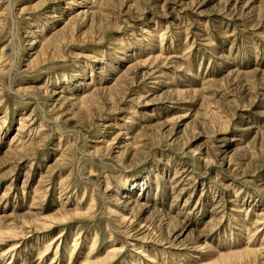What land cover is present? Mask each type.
Listing matches in <instances>:
<instances>
[{
	"label": "rangeland",
	"instance_id": "rangeland-1",
	"mask_svg": "<svg viewBox=\"0 0 264 264\" xmlns=\"http://www.w3.org/2000/svg\"><path fill=\"white\" fill-rule=\"evenodd\" d=\"M85 263L264 264V0H0V264Z\"/></svg>",
	"mask_w": 264,
	"mask_h": 264
},
{
	"label": "bare ground",
	"instance_id": "bare-ground-1",
	"mask_svg": "<svg viewBox=\"0 0 264 264\" xmlns=\"http://www.w3.org/2000/svg\"><path fill=\"white\" fill-rule=\"evenodd\" d=\"M91 85H92V84H91ZM91 85H90V86H91ZM58 93H59V92H55L54 94L57 95ZM83 108H84V107H83ZM216 147H217V146H216ZM218 147H219V149H220V146H218ZM227 150H228V149H225V150H223V151L219 150L218 152H219V153H223V154L226 155V154L229 152V151L227 152ZM216 151H217V150H216ZM225 155H224L221 159H224ZM221 156H222V155H221ZM136 232H138V234H140V236L146 238L145 236H143V233H144V232H141V233H140V230H139V231H136ZM94 240L96 241V239H94ZM247 252L250 253L251 251H247ZM86 263H88V262H86ZM86 263H85V264H86ZM94 264H98V263H94Z\"/></svg>",
	"mask_w": 264,
	"mask_h": 264
}]
</instances>
